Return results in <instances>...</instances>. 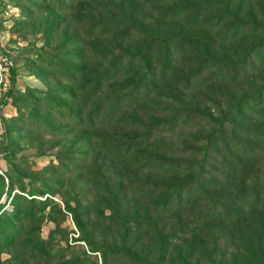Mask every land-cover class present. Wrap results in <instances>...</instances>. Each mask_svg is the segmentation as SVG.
I'll return each instance as SVG.
<instances>
[{
    "label": "rangeland",
    "instance_id": "1",
    "mask_svg": "<svg viewBox=\"0 0 264 264\" xmlns=\"http://www.w3.org/2000/svg\"><path fill=\"white\" fill-rule=\"evenodd\" d=\"M263 91L264 0H1L0 264H264V213L218 196L251 197L229 173L156 201L160 141L189 151L218 131L200 119L248 109L261 130Z\"/></svg>",
    "mask_w": 264,
    "mask_h": 264
},
{
    "label": "trees",
    "instance_id": "2",
    "mask_svg": "<svg viewBox=\"0 0 264 264\" xmlns=\"http://www.w3.org/2000/svg\"><path fill=\"white\" fill-rule=\"evenodd\" d=\"M177 15L180 16V14ZM139 31L146 35L153 33L148 28H139ZM161 67L162 70L165 69V65H161ZM12 76L13 72L11 70V80ZM140 80L141 83L143 78ZM143 86L145 89L142 92H147L149 88L145 83ZM136 97H140V95L138 96L136 91H134V93L126 94L125 100L128 102ZM262 97H264V91L257 98L261 99ZM257 98L254 99V103L248 102L245 104V101H241L244 104L245 111L247 106L252 109L261 105V101L258 102ZM184 108L179 107L173 110V119L167 122L171 127L168 129L169 131H172L175 127L186 126L190 112ZM249 111V109L246 113L237 111L236 115L240 116V120H236V116L229 122H216L207 116L200 119V122H203L205 126L217 124L218 131L211 130L205 139L196 137L191 140L192 148L188 149L189 151L175 152L160 141L161 155L157 163L161 170L159 187L164 189V192H168L167 195L159 196L156 199L157 209H160L162 214L167 213L173 206L174 209L191 207L192 199L198 201L205 197L209 198L211 194L208 191L220 187V178L216 174L220 170L231 175L226 177L231 180L232 185L230 186L239 187V189L246 188L245 191L251 196H245L239 203V201L231 199L229 195L224 196L225 194L222 193V195H218L221 203L222 201L224 203L235 202L236 205L238 203L240 210H243L242 214L246 216H248L249 212L264 213V127L260 130L250 122L251 113L249 117H244ZM162 132L168 131L163 129ZM182 156H187L189 161L182 159ZM256 162L260 165H257ZM151 164L152 161L148 159L147 166ZM185 175L187 178L184 182L175 184L177 176ZM251 176L252 181L247 182ZM234 182L236 183L235 185H233ZM183 192L186 193L183 194ZM194 219L195 217H191L183 226H194L198 222L204 221L203 218L195 219V221ZM262 230L264 229L260 230L263 233Z\"/></svg>",
    "mask_w": 264,
    "mask_h": 264
},
{
    "label": "built area",
    "instance_id": "3",
    "mask_svg": "<svg viewBox=\"0 0 264 264\" xmlns=\"http://www.w3.org/2000/svg\"><path fill=\"white\" fill-rule=\"evenodd\" d=\"M1 1V0H0Z\"/></svg>",
    "mask_w": 264,
    "mask_h": 264
}]
</instances>
